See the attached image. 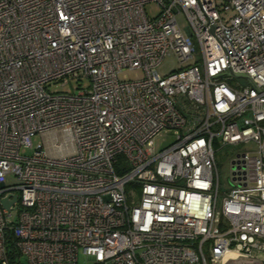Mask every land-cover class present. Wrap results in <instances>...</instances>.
I'll use <instances>...</instances> for the list:
<instances>
[{
	"label": "built area",
	"instance_id": "1",
	"mask_svg": "<svg viewBox=\"0 0 264 264\" xmlns=\"http://www.w3.org/2000/svg\"><path fill=\"white\" fill-rule=\"evenodd\" d=\"M0 264H264V0H0Z\"/></svg>",
	"mask_w": 264,
	"mask_h": 264
},
{
	"label": "rangeland",
	"instance_id": "2",
	"mask_svg": "<svg viewBox=\"0 0 264 264\" xmlns=\"http://www.w3.org/2000/svg\"><path fill=\"white\" fill-rule=\"evenodd\" d=\"M155 2H151L148 4H145V12L147 14V17H154L156 15H158L159 13V9L157 7V5H155ZM179 19V23L181 26H183V19L181 16L178 17ZM181 65L180 63L177 61V59L175 58V56L168 55L166 56L163 61L161 62L160 65H158L157 71L161 76H165L170 74L173 71H176L177 69H180ZM141 77V73L139 71L135 70H125L123 72H121L119 74V80L122 81H129V80H136L137 78ZM71 84L73 88L76 87V83L75 81H71ZM86 84V83H84ZM70 86H61V85H54L50 88L51 92H68L71 90ZM47 138H42L40 135H37L33 138L32 140V144L34 145V147H36L37 145H47L48 141H46ZM175 140L173 131H167V132H162L161 134H159L156 138H154V148L155 151L157 150H161L165 147H167L168 145H170L171 143H173ZM228 153H230L229 148L225 149V151L220 155L219 158V173L222 179V184L224 186V188H227V185H225V177H227L228 173V167H227V155ZM14 181L12 177H8L6 182H12ZM127 192L129 193H133V189L131 188V186H127ZM16 217V213L15 210L12 213V217H10L12 220H14ZM80 262L83 263L84 259L82 257H80Z\"/></svg>",
	"mask_w": 264,
	"mask_h": 264
},
{
	"label": "water",
	"instance_id": "3",
	"mask_svg": "<svg viewBox=\"0 0 264 264\" xmlns=\"http://www.w3.org/2000/svg\"><path fill=\"white\" fill-rule=\"evenodd\" d=\"M228 75L229 76H233L234 74H232L229 71V74ZM236 76H238V75H234V77H236ZM241 77H243L246 80H248L245 76H241ZM15 201H16V196L13 197V202H15ZM9 205H11V202H9L8 200H6V199L1 200V206H3L4 208L8 209L10 207Z\"/></svg>",
	"mask_w": 264,
	"mask_h": 264
},
{
	"label": "trees",
	"instance_id": "4",
	"mask_svg": "<svg viewBox=\"0 0 264 264\" xmlns=\"http://www.w3.org/2000/svg\"><path fill=\"white\" fill-rule=\"evenodd\" d=\"M116 171L119 172L118 168H116Z\"/></svg>",
	"mask_w": 264,
	"mask_h": 264
}]
</instances>
